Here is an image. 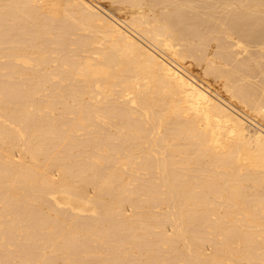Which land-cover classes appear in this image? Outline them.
I'll return each mask as SVG.
<instances>
[{"label":"bare ground","instance_id":"obj_1","mask_svg":"<svg viewBox=\"0 0 264 264\" xmlns=\"http://www.w3.org/2000/svg\"><path fill=\"white\" fill-rule=\"evenodd\" d=\"M0 264H264V0H0Z\"/></svg>","mask_w":264,"mask_h":264}]
</instances>
